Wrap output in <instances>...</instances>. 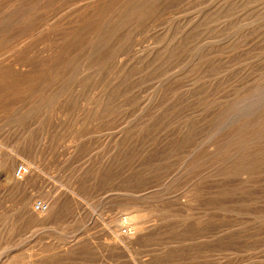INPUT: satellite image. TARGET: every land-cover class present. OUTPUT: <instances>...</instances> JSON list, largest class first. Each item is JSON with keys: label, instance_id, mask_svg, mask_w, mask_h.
I'll return each instance as SVG.
<instances>
[{"label": "rangeland", "instance_id": "374dc122", "mask_svg": "<svg viewBox=\"0 0 264 264\" xmlns=\"http://www.w3.org/2000/svg\"><path fill=\"white\" fill-rule=\"evenodd\" d=\"M11 157L0 264H264V0H0Z\"/></svg>", "mask_w": 264, "mask_h": 264}, {"label": "bare ground", "instance_id": "6f19581e", "mask_svg": "<svg viewBox=\"0 0 264 264\" xmlns=\"http://www.w3.org/2000/svg\"><path fill=\"white\" fill-rule=\"evenodd\" d=\"M15 164H16V159L14 157H11V158H8L5 160V162L3 163V166L1 168L0 180L2 182H4L5 184H8L9 186L17 188L19 190H22V189L24 190L28 181H32V176H30L29 178H24L25 180L24 179H17L16 177L13 178L12 170H13ZM22 180H24V181H22ZM29 184H31V183H29ZM27 186H28V184H27ZM48 211H49V209H48ZM48 211H46V212H48ZM46 212H44V213H46ZM37 213H39V212H37Z\"/></svg>", "mask_w": 264, "mask_h": 264}, {"label": "built area", "instance_id": "2783aa9c", "mask_svg": "<svg viewBox=\"0 0 264 264\" xmlns=\"http://www.w3.org/2000/svg\"><path fill=\"white\" fill-rule=\"evenodd\" d=\"M31 173V168L26 163L19 164L15 169V177L17 179H24ZM36 212L44 213L48 211L49 204L44 201H38L34 204Z\"/></svg>", "mask_w": 264, "mask_h": 264}]
</instances>
